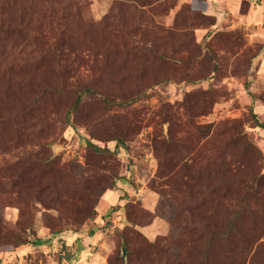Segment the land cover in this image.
I'll use <instances>...</instances> for the list:
<instances>
[{"label":"rangeland","instance_id":"1","mask_svg":"<svg viewBox=\"0 0 264 264\" xmlns=\"http://www.w3.org/2000/svg\"><path fill=\"white\" fill-rule=\"evenodd\" d=\"M263 58L264 0H0V264H264V129L251 117L264 123ZM196 125L220 133L188 169L213 168L223 147L224 203L244 199L224 244V225L198 217L213 202L159 175L164 139L171 159L190 153ZM19 175L27 189L11 185ZM36 193L62 201L26 202ZM92 229L101 239L80 253L16 240Z\"/></svg>","mask_w":264,"mask_h":264},{"label":"trees","instance_id":"2","mask_svg":"<svg viewBox=\"0 0 264 264\" xmlns=\"http://www.w3.org/2000/svg\"><path fill=\"white\" fill-rule=\"evenodd\" d=\"M12 85L15 84L18 86H20L19 84L20 81H17V84L14 82V79L11 80ZM3 99H6V94L3 93ZM80 100V99H79ZM34 101V100H33ZM204 115V114H203ZM251 117L253 118V120L255 121V125L254 127H260L262 129H264V123L261 121V116L260 114L254 113L251 111ZM193 123V122H192ZM194 124V123H193ZM3 128V127H1ZM195 131H197V136H198V140L201 139L203 140L202 144L200 147H198V145H196V149L192 148L189 152H185L183 151L179 157L175 158V159H171V155H170V150L171 148L169 147V145L173 144L176 145L177 143L172 140L173 137L171 135V137L168 138V140H165L162 142V144L166 145L167 150L164 151L162 154L159 153V165H160V170H159V175L164 176V174H169L167 176L168 178V184L173 187L175 191H179L180 188H177L176 190V184L179 181V177H182V180L179 184L184 185V188L186 189L187 187L189 188V183H195L196 184V190L195 193L193 194H202L203 197H200V201L202 202H213L210 208L208 206V209H205L204 213H200L198 210V217H200L201 219H204L208 222V224L211 223V221L220 223L222 225H224L223 230L221 231V235L220 238L224 240L223 244L226 241V236L232 232V228L234 225V221L235 219L239 218L241 216V211L243 208V204H244V199L238 201V205L236 206L235 209H232V203L229 204H225L224 200L228 199V194L229 192H231V188L234 185V183L230 180V176L233 175L232 173V168H231V162L230 160L226 159L225 156L223 155V153L225 154V152H223V147H219L218 150L214 149L215 151H217V155H219L218 159L219 162L216 163V165L211 168L210 166L207 165H203V166H199L196 170L192 171L190 169H188V167L191 165L190 163L193 162L196 159V156H198V153H201L203 151V149H207V146L209 144L212 143V140L216 134L220 133L217 132L215 130H212L211 127L209 126H197L195 127ZM1 134V132H0ZM239 135V133L237 134V136ZM118 141H120V143L122 144V140L118 139ZM89 145H91L93 147V149H95L98 152H108L109 149L106 148H101L98 145H95L93 143H89ZM212 149V148H211ZM170 158L169 160V164L165 167L163 165L164 162H166V159ZM43 169H52V163H50L49 165H43ZM40 174V173H39ZM39 174H37L38 176H40ZM184 178V179H183ZM218 180L217 184H212V185H208L210 181H215ZM10 183V182H9ZM6 184H8V182H6ZM11 185L14 187H19V189L22 187V189H27L28 186H24L23 183L20 181V175L13 181H11ZM40 187V191L43 192V194H47L50 192V190L48 189V187L46 185H38ZM237 188L239 187V189L241 191H246L247 193H249L250 189L247 188L245 182L240 181L238 183V185H236ZM188 191V190H187ZM199 193H196L198 192ZM217 192H223L221 193L220 197H217L215 194ZM193 194L187 195V192L185 193V197L186 199L183 202L188 203L190 198H192ZM52 199V200H51ZM51 199H45L44 197H39V194H35L34 196H30L28 198V200L26 202H33V201H38V203L40 204H44V206H55V207H50L53 209H58V203L61 202L62 198L60 197L59 194H54L52 196ZM224 203V204H223ZM208 204V203H207ZM231 204V205H230ZM132 204H128L126 206L127 208V219L129 221V224L132 222L130 219V211L128 209V206ZM27 207H30L27 205ZM185 209H183L186 215V219L185 222L182 226V228L185 229V231L189 232L192 231L193 229L191 228V225L193 222V219L195 217V210L193 208V206L189 205V206H183ZM207 207V206H206ZM48 208V207H47ZM134 208V207H133ZM238 211H237V210ZM115 208H109L107 211V216H110L113 212H114ZM201 210V209H200ZM182 212V211H181ZM180 212V213H181ZM183 213V212H182ZM1 223V221H0ZM133 223V222H132ZM187 223L189 225H187ZM1 224H0V238H3V235L1 233ZM137 230V229H136ZM57 232H55L54 234H56ZM2 234V235H1ZM11 235L10 233H7L6 236ZM214 234H211L210 238L206 239L205 243L203 244V249L201 250V253H197L198 258H199V263H205L209 257H210V252H211V248L214 244V241L212 240ZM4 236V237H6ZM13 238H15V236H13ZM16 240L18 241L19 245L20 244H28V245H32V246H36L41 244V240L37 237L33 238L32 240L28 239L25 241L21 240V237H16ZM155 245V244H153ZM112 264V262L110 263Z\"/></svg>","mask_w":264,"mask_h":264},{"label":"crops","instance_id":"3","mask_svg":"<svg viewBox=\"0 0 264 264\" xmlns=\"http://www.w3.org/2000/svg\"><path fill=\"white\" fill-rule=\"evenodd\" d=\"M257 76L259 78V83L264 86V58L261 62V66H259ZM111 221L114 222L115 219ZM85 234L86 233H82V232L80 233L71 232L69 234L63 233L60 236H56V237L52 235H44L45 237L38 236L37 238H39L42 241L41 244L36 246L28 245L26 248L27 250L28 249L32 250V248H44V249L55 248L57 241L60 238H62L63 240H67L66 244L68 246L72 247L76 245V250L78 251L77 253L85 252L89 249V245L91 243L93 242L96 243L99 241V239H101V237H99L97 232L93 229L90 230L89 233H87V235ZM5 253H7V251H2V250L0 251V261Z\"/></svg>","mask_w":264,"mask_h":264},{"label":"water","instance_id":"4","mask_svg":"<svg viewBox=\"0 0 264 264\" xmlns=\"http://www.w3.org/2000/svg\"><path fill=\"white\" fill-rule=\"evenodd\" d=\"M123 259L125 260L126 257V248H123V254H122Z\"/></svg>","mask_w":264,"mask_h":264}]
</instances>
